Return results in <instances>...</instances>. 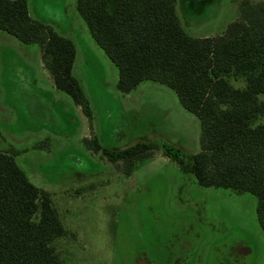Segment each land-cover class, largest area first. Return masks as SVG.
Listing matches in <instances>:
<instances>
[{"label":"rangeland","instance_id":"374dc122","mask_svg":"<svg viewBox=\"0 0 264 264\" xmlns=\"http://www.w3.org/2000/svg\"><path fill=\"white\" fill-rule=\"evenodd\" d=\"M246 0H177L192 37H217L240 17ZM256 3L260 0H248ZM31 16L71 40L74 76L93 121L44 72L41 48L0 31V152L52 194L70 235L56 242L65 264H264L258 199L202 187L156 151L130 177L83 139L121 150L139 141L201 151V123L176 93L145 81L118 91L119 71L93 39L77 0H28Z\"/></svg>","mask_w":264,"mask_h":264},{"label":"trees","instance_id":"16d2710c","mask_svg":"<svg viewBox=\"0 0 264 264\" xmlns=\"http://www.w3.org/2000/svg\"><path fill=\"white\" fill-rule=\"evenodd\" d=\"M93 39L119 71L118 91L145 81L166 85L201 123V151L139 141L104 148L84 146L132 176L156 151L206 188L250 193L258 199L264 232V0L244 1L240 17L217 37H192L177 14V0H77ZM0 31L37 44L58 91L70 96L90 124L93 111L73 70L74 43L35 20L28 0H0ZM52 194L35 186L13 156L0 152V264H65L56 242L68 237Z\"/></svg>","mask_w":264,"mask_h":264},{"label":"crops","instance_id":"0c3cea01","mask_svg":"<svg viewBox=\"0 0 264 264\" xmlns=\"http://www.w3.org/2000/svg\"><path fill=\"white\" fill-rule=\"evenodd\" d=\"M207 37V36H206ZM41 61H42V59H41ZM42 67H44V64H43V62H42ZM44 72H45V75L47 76V74H46V72L49 74V72L45 69V67H44ZM49 76H50V74H49ZM50 78H51V84L55 87V84H54V81H53V79H52V77L50 76ZM56 88V87H55ZM81 108H79V107H77V110H80ZM82 110V109H81Z\"/></svg>","mask_w":264,"mask_h":264}]
</instances>
